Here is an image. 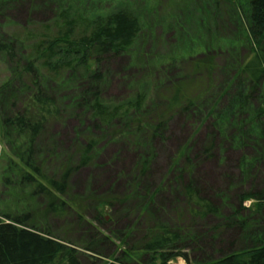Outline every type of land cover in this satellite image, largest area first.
<instances>
[{
  "label": "trees",
  "instance_id": "16d2710c",
  "mask_svg": "<svg viewBox=\"0 0 264 264\" xmlns=\"http://www.w3.org/2000/svg\"><path fill=\"white\" fill-rule=\"evenodd\" d=\"M148 7L155 10L156 6ZM241 8L247 35L254 43L252 55L237 60L233 78L220 94L228 93L232 83L236 82L228 102L219 107L217 98L201 123L211 116L213 130L222 133L223 139L237 137L236 141L241 144H253L258 153L262 149L260 145L264 146V91L258 96L255 94L262 83L264 85V0H246ZM95 10L88 14L81 6L68 5L59 14L56 27H46L45 33L35 37L29 51L23 55L18 53L14 40L0 39V54L11 68L10 77L0 85V107L4 112L1 117L2 138L9 151L7 164L0 173V264H82L81 255L84 252L95 259L97 249L100 245L104 246L103 242L108 240V236H97L99 229L97 231L94 225L86 224L83 213L87 210V200L70 194L71 175L95 159L99 143L95 133L111 131L106 132L108 139L117 135H133L137 141L151 144L166 123L165 111L160 110L159 115L154 113L140 118L145 101L149 98V80L142 82L134 95L118 103H106L98 86L103 79L100 65L108 55L125 52L144 59L139 51L142 49H136V42L138 39L145 42L153 36L152 31L144 30V26L147 27L151 21L142 22L141 13L127 2L104 12ZM23 29L25 36H28L26 27ZM210 59L194 61L191 64L194 78L180 79L167 91V113L196 106L200 95H203L200 91L204 83V79L196 75L204 68H212ZM92 82L95 84L90 85ZM47 84L53 85L59 92L72 87L76 92L67 106H63L61 103L64 101L58 99L57 102L54 91L49 90ZM253 95H256L258 104L248 115ZM79 107L88 110L92 124L80 129L82 131L77 138L83 136L81 143L61 161L58 171L48 173V159L55 153L46 146L47 154L44 155V146H40V142L51 123L67 117L69 109ZM188 146V142H185L171 165L175 172L174 179L181 185L185 211L192 217L208 214L221 217L220 208L200 197L191 179L190 182H182V175L191 168ZM212 146V142L204 146V154L210 152ZM179 159L183 160L184 165H176ZM245 160L248 161L243 157L242 164ZM257 161L255 157L250 162ZM147 163L148 158L139 163L141 173L146 170ZM157 191L159 189L147 192L146 197L141 198V203L138 201L135 204L140 206V214L152 213L157 209ZM133 192V189H129L125 197ZM250 199L254 200L257 211L264 209V195L246 192L240 194L239 207L221 217L225 225L240 221L243 227L242 247L192 264H264V238L261 235L255 239L248 236L247 218L241 214L242 204ZM114 200L92 199L97 211L93 219L100 223L98 205L107 207ZM70 211L76 215L79 235L85 232L82 244L50 228V218H66ZM110 232L116 236L122 234L121 243L127 245L105 264H169L170 260L178 257L191 264L184 248L190 244L195 248L202 239V234L190 227L170 226L159 221L141 228L138 237L129 244L126 240L131 229L121 233L116 228Z\"/></svg>",
  "mask_w": 264,
  "mask_h": 264
},
{
  "label": "rangeland",
  "instance_id": "374dc122",
  "mask_svg": "<svg viewBox=\"0 0 264 264\" xmlns=\"http://www.w3.org/2000/svg\"><path fill=\"white\" fill-rule=\"evenodd\" d=\"M124 2L137 8L142 22L151 21L147 27L144 26V30L152 31L153 36L145 42L142 39L136 42V49H142L139 51L145 60L137 54L132 56L125 52L110 54L102 60L100 69L103 79L98 82L100 95L106 103H118L134 95L142 82L149 80V98L145 101L140 118L157 114L160 110L165 111L166 123L151 144L137 141L133 135H117L108 139L106 132L111 131L95 133L99 139L98 152L89 165L78 168L71 175L70 194L87 200V210L83 213L86 224L94 225L97 231L99 229L97 236H108V240L97 249L95 259L84 252L81 262L105 264L117 256L119 249H126L127 244L121 243L122 234L116 236L110 230L117 228L124 233L131 229L126 240L129 244L135 241L141 228L157 221L170 226L190 227L202 234L199 245L193 248L190 244L184 248L191 264L236 250L243 245L244 240H240L243 227L240 221L225 225L221 217L239 207L241 193L264 195V146L261 144L262 149L257 153L253 144H241L236 141L237 137L223 139L222 133L213 130L211 116L201 122L217 98L219 107L228 102L236 82L232 83L228 93L220 94L233 78L237 60L252 55L254 43L248 37L241 18V6L244 7L246 0H0V39L14 40L18 53L23 55L29 51L35 37L45 33L46 27H56L59 14L68 5L81 6L89 14L95 9L98 12L107 11ZM149 5L156 6V12ZM23 27H26L28 36H25ZM3 57L0 54V85L11 75L9 63ZM207 57L212 58L209 60L212 68H204L196 75L204 79L201 99L189 110L176 109L167 113V91L180 79H193L191 64ZM94 84L92 82L90 85ZM262 87L256 90L257 96L263 93ZM47 88L54 91L57 102L58 99L64 101L61 103L63 106H67L76 92L73 87L63 92L56 91L51 84H47ZM256 95H253L248 115L258 104ZM3 114L0 107V173L9 155L2 138ZM90 116L87 109L72 108L67 117L50 124L40 142V146H44V155L47 154L46 146L55 153L48 159V173L57 172L61 161L81 143L83 136L80 139L77 134L82 131L80 129L92 124ZM185 142L190 146L188 156L191 168L182 175V182L187 183L191 179L199 196L220 208L221 217L212 214L192 217L185 211L181 185L174 179V168H171ZM211 142V151L204 154V146ZM243 157L248 161L242 164ZM255 157L258 161L251 163ZM145 158H148V163L141 173L138 165ZM176 165H184L183 160L179 159ZM129 189L134 192L125 197ZM155 189H159L155 196L157 209L152 213L140 214V206L135 204L138 201L141 203V198ZM94 198L115 199L107 207L98 205L100 223L93 219L97 213L92 201ZM242 207L241 214L247 218L248 236L255 239L261 235L264 238V209L257 211L251 199L244 201ZM75 216L70 211L66 218H50L49 224L54 232L82 244L85 232L79 235ZM169 264L187 263L178 257L170 260Z\"/></svg>",
  "mask_w": 264,
  "mask_h": 264
},
{
  "label": "flooded vegetation",
  "instance_id": "af4514ba",
  "mask_svg": "<svg viewBox=\"0 0 264 264\" xmlns=\"http://www.w3.org/2000/svg\"><path fill=\"white\" fill-rule=\"evenodd\" d=\"M263 210V209H262ZM212 232H213V230H212ZM241 240V239H240Z\"/></svg>",
  "mask_w": 264,
  "mask_h": 264
}]
</instances>
